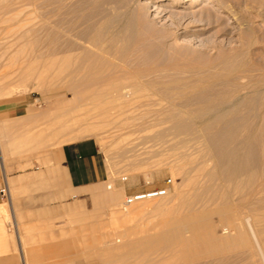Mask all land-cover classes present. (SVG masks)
<instances>
[{"label":"rangeland","instance_id":"1","mask_svg":"<svg viewBox=\"0 0 264 264\" xmlns=\"http://www.w3.org/2000/svg\"><path fill=\"white\" fill-rule=\"evenodd\" d=\"M182 45L238 66L200 83ZM0 104L25 106L0 123L5 159L92 140L109 176L65 202L64 256L24 264H264V0H0Z\"/></svg>","mask_w":264,"mask_h":264},{"label":"crops","instance_id":"2","mask_svg":"<svg viewBox=\"0 0 264 264\" xmlns=\"http://www.w3.org/2000/svg\"><path fill=\"white\" fill-rule=\"evenodd\" d=\"M22 104H0V123L19 118ZM105 160L92 140L69 142L39 160L0 146V187L6 178L11 200L0 196V264H24L22 256H64L63 218L75 197L108 180ZM71 202V205L69 206Z\"/></svg>","mask_w":264,"mask_h":264},{"label":"bare ground","instance_id":"3","mask_svg":"<svg viewBox=\"0 0 264 264\" xmlns=\"http://www.w3.org/2000/svg\"><path fill=\"white\" fill-rule=\"evenodd\" d=\"M169 1H170V4L177 6V5H180L184 1H187V0H169ZM166 4H168V3H166ZM205 13L207 15L206 16L207 23H209V24H213L214 22H218V21L221 22L222 21L221 17L215 16V14L210 9H206ZM175 15H179L180 18H184L186 16L185 13H179V14H175ZM181 47L183 48L182 51H179L174 55L177 58H183L184 61H191V62H195L198 64L195 67V70L192 72L191 76L194 77L200 83L205 82V81H207V82L211 81L212 83H217L220 80H223V78L230 77L232 75V71L238 66L237 65V59L238 58L236 57V55L229 56L225 60L222 61V59H220L221 58L220 57L221 56L220 47H218L216 45H206L204 48L197 49V50H191L186 45H182ZM207 61H211L212 64L209 65V63H207ZM74 77L78 78V80H79V82H81V84L84 83V84H88V85L98 84V83H101L103 80L101 77H97L95 75H92L89 67L83 68L81 66H79V68H77V70L75 71ZM237 77H238V75L233 76V79H237ZM131 93H132V91H130V89L127 86H123V87L119 88V90L117 91L118 95H122L124 97H127ZM107 94H109V91L95 90V91L91 92V95H93V96H100V95H107ZM234 108L228 107V108H226V112H230L231 110H234ZM235 109H238L237 105H236ZM189 125L190 124L184 123V122L175 123L173 126V129L175 132H180L184 128H188ZM85 135H90V132L85 133ZM85 135H82V137ZM123 179H126V177L124 176ZM108 188H111V186L108 185ZM151 192H153V191L151 190ZM141 197H142V199L136 201L135 204H137L139 202L146 201V200H151L153 198H159V197H148L147 194L142 195ZM124 205L127 206L126 202H124ZM125 206L122 208V210H123V212L128 213L129 208L125 207ZM128 206H132V204H130ZM136 228H138V227H136Z\"/></svg>","mask_w":264,"mask_h":264},{"label":"built area","instance_id":"4","mask_svg":"<svg viewBox=\"0 0 264 264\" xmlns=\"http://www.w3.org/2000/svg\"><path fill=\"white\" fill-rule=\"evenodd\" d=\"M122 179H123V177H122ZM126 179H127V177H126ZM123 180H125V179H123ZM152 191L153 192H151V191L140 192V193H136V194H133V195L129 196L126 199V205L135 203L136 201L142 199L141 196L145 195V194H147L148 197H162V196H165L168 193V189L166 187L160 188V189H156V190H152ZM0 196L6 202H9L11 200L10 189H9L8 184H7L6 178H4L3 184L0 187Z\"/></svg>","mask_w":264,"mask_h":264}]
</instances>
